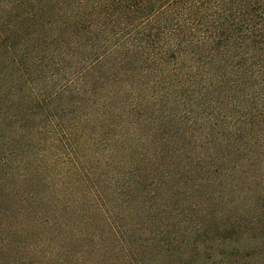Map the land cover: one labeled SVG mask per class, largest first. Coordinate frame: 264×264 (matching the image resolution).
<instances>
[{"label": "trees", "instance_id": "16d2710c", "mask_svg": "<svg viewBox=\"0 0 264 264\" xmlns=\"http://www.w3.org/2000/svg\"><path fill=\"white\" fill-rule=\"evenodd\" d=\"M0 264H264V0H0Z\"/></svg>", "mask_w": 264, "mask_h": 264}]
</instances>
